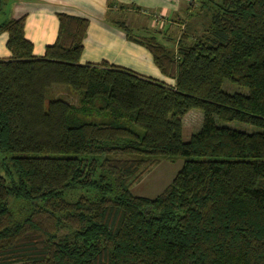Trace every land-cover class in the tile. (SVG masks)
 <instances>
[{
    "label": "trees",
    "instance_id": "1",
    "mask_svg": "<svg viewBox=\"0 0 264 264\" xmlns=\"http://www.w3.org/2000/svg\"><path fill=\"white\" fill-rule=\"evenodd\" d=\"M196 3L184 13L200 28L189 24L173 47L113 23L171 85L79 63L86 18L56 12L38 56L25 14L0 21L10 53L0 58V264H264V0ZM193 107L201 125L183 141ZM176 158L158 194L130 193Z\"/></svg>",
    "mask_w": 264,
    "mask_h": 264
},
{
    "label": "crops",
    "instance_id": "2",
    "mask_svg": "<svg viewBox=\"0 0 264 264\" xmlns=\"http://www.w3.org/2000/svg\"><path fill=\"white\" fill-rule=\"evenodd\" d=\"M182 0H9L5 18L25 14L23 35L31 42L33 55H42L44 47L51 44L57 32L56 12L87 19L82 40L79 63H98L127 68L138 75L173 84L162 75L151 61L149 52L141 45L129 41L114 22H123L128 28H141L137 14L149 9L156 10L162 19L160 32L171 27L182 29L178 21L183 18ZM138 8V9H136ZM142 9V11H141ZM149 15V14H148ZM149 17V16H148ZM128 24L130 26H128ZM143 28H146L145 26ZM130 29V28H129ZM159 32V33H160ZM179 33V32H178ZM6 33H0V58L10 55L5 47Z\"/></svg>",
    "mask_w": 264,
    "mask_h": 264
},
{
    "label": "rangeland",
    "instance_id": "3",
    "mask_svg": "<svg viewBox=\"0 0 264 264\" xmlns=\"http://www.w3.org/2000/svg\"><path fill=\"white\" fill-rule=\"evenodd\" d=\"M9 0H4V4L2 6V11L0 12V21L5 17L8 10V3ZM197 0H182L180 2V9L181 12L189 5V8H191V11L197 9ZM142 11V9H141ZM156 10H150L149 12L146 10H143V12H139L140 14L138 16V22L141 25V28H135V26H131L130 31L133 35L141 36V35H154L156 41L161 43L162 45L166 47H173L174 40L178 36V32L183 30H187L189 24L192 25V30L195 27L196 31L200 28L198 26V22L202 20L201 16L200 18H197L196 23H194L193 19L189 20L186 16V14L183 12L180 23L183 24L182 29L180 30L178 27H171L166 31L160 32L162 27V19L160 15L158 14L157 18L155 15H157ZM149 14V15H148ZM149 16V17H148ZM157 22H155V19ZM195 19V17H194ZM192 22V23H191ZM194 23V24H193ZM128 26H130L128 24ZM146 28H143V27ZM146 30L149 31V34H146ZM195 31V30H194ZM160 32V33H159ZM227 83H223L222 88L228 91H240L245 92V89L243 87L232 85L231 88L226 87ZM55 92L63 95L68 100L75 102L76 96L73 93H69L65 95V90L61 87H57L54 89ZM201 117L202 112L199 108L193 107L187 110L183 116L181 117V139L185 141L191 133L196 132L200 125H201ZM217 124H221L220 121L215 120ZM224 125H227L229 127L243 130L246 132H253V131H259L260 129L256 126L238 122L235 120L222 122ZM183 159L182 158H176L174 160H166L161 159L158 163L151 166L148 170L143 172L141 176L129 187V191L132 195L136 196H143V197H154L156 194H158L172 179L174 174L180 169L182 165ZM79 194H84L82 190L76 191ZM64 197L69 198L67 194H64Z\"/></svg>",
    "mask_w": 264,
    "mask_h": 264
},
{
    "label": "built area",
    "instance_id": "4",
    "mask_svg": "<svg viewBox=\"0 0 264 264\" xmlns=\"http://www.w3.org/2000/svg\"><path fill=\"white\" fill-rule=\"evenodd\" d=\"M154 19H155V22H157L156 18H154Z\"/></svg>",
    "mask_w": 264,
    "mask_h": 264
}]
</instances>
